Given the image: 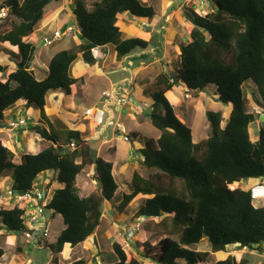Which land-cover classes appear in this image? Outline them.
Segmentation results:
<instances>
[{
  "label": "trees",
  "instance_id": "obj_1",
  "mask_svg": "<svg viewBox=\"0 0 264 264\" xmlns=\"http://www.w3.org/2000/svg\"><path fill=\"white\" fill-rule=\"evenodd\" d=\"M51 1L0 3V9H6L9 15L0 24V43L17 48L13 54L16 69L4 82L0 80V119L6 109L20 100L42 115L48 94L59 92L69 96L78 81L70 70L79 55L84 63L93 66L96 58L92 51L98 47L113 46L118 60L149 48L150 43L141 38H123L117 22L123 13L137 21L151 20L156 14L151 5L142 0H100L88 10L83 0H75L72 16L81 43L56 53L49 61L46 77L38 80L30 69L34 45L26 38ZM213 3L214 7L203 14L190 7L183 10L190 41L179 45L174 74L162 72L154 78L149 94L151 109L144 114L160 132L156 140L146 138L139 149L143 158L140 165L150 175L143 178L134 172L127 183L129 193L122 194L118 201L117 211L123 212L138 194L146 195L134 215L170 219L172 227L165 237L155 244L136 243L137 255L154 264H178V261L247 264L245 259L237 261L230 255L211 261L210 252L191 247L206 241L214 253L227 252L226 248L232 245L240 250H256L264 244V210L253 207L248 189L234 184L264 177V125L258 129V139L252 142L249 126L260 114L248 110L249 106H255L264 113V0H213ZM5 70L0 64V73ZM176 84L200 92L214 86L216 101L231 107L223 127L221 111H206L210 135L204 142L202 156H198L201 145L192 141L190 128L176 116L166 97ZM246 88L252 89L251 102L246 98ZM35 130L52 145L36 154L24 153L19 163H15L13 153L0 141V180L9 173L10 190L23 194L32 191L39 176L53 173L50 183L62 187L54 190L45 210L60 215L64 228L45 249L58 256L66 245L73 248L93 237L103 204L117 199L118 184L112 174V163L95 157L80 132H66L64 143L74 141L75 148L64 145L69 147L65 149L53 132L44 128ZM87 166L93 167L98 190L81 197L75 180ZM155 171L159 174L152 180ZM163 177L171 183L180 182L181 187L165 186ZM23 212V205L0 208L1 225L10 232L22 233ZM173 235H179L178 240L172 239ZM111 248L112 264H140L118 243L113 242ZM3 254L0 248V260Z\"/></svg>",
  "mask_w": 264,
  "mask_h": 264
},
{
  "label": "rangeland",
  "instance_id": "obj_2",
  "mask_svg": "<svg viewBox=\"0 0 264 264\" xmlns=\"http://www.w3.org/2000/svg\"><path fill=\"white\" fill-rule=\"evenodd\" d=\"M3 1L4 0H2V2ZM94 1L95 0H86L90 7L93 5L92 3H94ZM151 1H153V7L156 10L157 17L155 19L157 22V28L159 27V24L163 23L164 20H167L165 15L169 14L172 10L179 8L178 13L176 14V19H178L181 14L183 20L185 21L183 17V10L185 7L191 6L190 8L192 10L196 9L194 12L201 14L208 12L209 9L214 7L213 0ZM71 4V0H53L45 9L47 13H50L55 9H65L64 7L66 6L70 8ZM66 12H68V10H66ZM65 13H62L60 16L62 19L60 20V23L58 22L59 24L56 25L55 21L53 26L48 27L43 34L39 35L38 32H35L34 36L31 35L29 39H27V42L34 44V58L31 61V67L33 68L38 80L44 77L42 75H46L47 71L45 69L48 68V59L50 57L54 56L59 51L67 50L77 40V43L79 42L80 38L72 13L69 11L71 14L64 17ZM130 20L133 21L136 26L141 25L140 21L132 18H130ZM68 26L73 28V31L70 32V34L63 35L49 46H43L41 44L43 38H50L54 30H59L63 33ZM179 28L184 29V31L179 34L177 41L185 43V34L188 30L185 29L184 25H180ZM161 39L163 40V36H161ZM152 40L153 39L151 38L152 46L149 50L155 45ZM108 48L112 49L114 52L113 46L109 45ZM156 51L158 52L157 49L151 50L146 57H153ZM161 54L163 58L157 59V57H153L139 68L140 72L137 76L138 78L136 79V82L139 83L140 80H143L142 83L144 84V88L149 92L150 90H153V80L158 74L162 72L174 74V71L178 66L179 53H177L176 49H166L165 52L162 50ZM137 58L138 57L135 56L131 60H135ZM123 60L124 59H121L120 62L118 61L115 63L118 67L117 69H113L111 66H108L107 69L104 70V74H99L97 66H88L87 68L79 69L74 66L73 69H76L75 72L73 69L70 70V72L72 76L75 74L76 78H79V82L73 85L71 94L69 96H66L63 93L59 94V92L53 94L54 97L57 98V102L59 100L61 102L60 111L67 113L68 116H77L75 125L84 127L86 132H83V135L86 140H88L93 155L96 153L99 141L101 139L107 140L106 144H104L100 149V155L102 154L101 158L103 160L104 157H106L108 159L105 161L112 162V165L114 164L112 172L115 176L117 184L119 185V188L116 191L117 199L103 204V214L100 224L95 231L94 237L87 239L83 244L74 249H71L69 245H66L64 247L65 252L63 251L58 256L52 255L48 249L31 248L26 242L23 233L10 232L0 224V247L4 251L0 260L1 264H69L74 261H80L81 264H112L114 261V255L111 248L113 242L118 243L123 250L131 253L133 257L139 260L140 264H154L147 259L140 258L137 255L135 251L136 243L148 241L150 244H155L157 241L165 237L167 234L166 232L172 227L170 219H164L163 217L137 218L134 214L138 210V205L143 202V199H140L141 196L134 198L123 212L117 211L118 201L121 199L122 194L129 192L126 186L131 180L133 173L136 172L143 178H148L150 175V172H148L146 168L139 165V160L142 157L139 153V149L142 147L144 140L146 138L156 140L159 137V131L154 128L151 125L150 120H147L144 116L145 113L150 111V99L145 96L142 97L141 95L140 97H137L138 101L137 103L135 102V104L130 99V97L133 96V83L130 81L131 74L127 70L123 71V69L119 68L124 66ZM168 60H170L171 63H169ZM80 62L83 61L80 60ZM129 66L130 65L127 63L126 67H132ZM169 66H171V68L173 67L174 70L169 69ZM0 78L4 80V75H0ZM123 86L126 87V90L128 91L127 95L129 96L126 97L125 95L124 100L128 101L129 104L125 103V105L121 107V110H117L115 99L111 97L105 101V97L102 93L108 92L111 96H113L115 88ZM247 92H249V88H246V94H249ZM166 97L171 103L176 116L188 128H190L192 141L201 145L198 151V156H202L205 151L204 142L210 135L209 124L205 116L206 111H222L223 117L221 126L223 127L228 119L229 108H226V106H223L220 102L216 101L217 96L214 86L206 87L200 92L187 90L183 85L176 84L172 90L166 94ZM46 99L49 112L48 114L43 113L42 115L40 113V115L43 118L48 117L49 120L54 103L50 101L49 95L46 96ZM22 101H20L19 104H16L13 107V110H16V112L19 111L20 107H22ZM129 106L132 107V109H127ZM25 108L27 109V113H21L15 118L7 114H2L1 120L3 122V131L1 135L3 137L7 138L9 134L13 136L18 135L19 132H22L23 130V127L10 130L8 124L11 120H16L21 116L20 118H23L31 125V123H33V121L37 118L33 115L32 107L25 106ZM87 109L92 111L90 118H85V111ZM248 110L255 113L250 106ZM142 111L145 112L142 113ZM141 113L143 116L142 119L144 120L142 121L140 127L138 126V123V125L135 126L137 116ZM261 117L262 116H258L255 119V121H257H254L255 124L253 123V126L250 124L249 132H258V125H264V117L259 119ZM63 122L68 126V121V123L65 121ZM117 123H121L124 126L129 136V141H124L122 138L123 134L115 129V125ZM254 125L257 127L254 128ZM45 127L47 129H51V131L58 137L61 145H67L64 143L67 128L62 129L55 124ZM256 128L258 129L256 130ZM67 148L69 147H65V149ZM78 162L79 160L77 158L76 163ZM157 174L159 173L156 172L152 175V180H154ZM47 176L51 177V174H42L39 176L38 180L35 181V184L38 187L42 186L44 189L48 188V185L53 177L50 182L48 181L43 184L42 182H39V180L44 179L47 181ZM93 176L92 170L87 166V168L85 167V169L82 170V172L76 177L75 183L81 197H86L98 190V185ZM162 181L165 186L173 185L177 188L181 187V183L178 181H173V183H171L170 180L165 177L162 178ZM254 181L256 182V179H248L246 182L240 184V187L248 189L250 185L255 183ZM9 189L10 186H8V184H4L3 192L0 190V208L11 209L17 203L13 199H7V191ZM54 190L55 187L52 186L49 190L51 196L53 195ZM256 204L259 203L256 202ZM47 215L50 217L51 221L49 242L54 243L57 236L64 228V224L61 216L58 214L52 215V213L47 212ZM171 238L178 240L179 235H173ZM95 239L97 242H95ZM15 245H18L19 248ZM208 247L209 245L205 241L192 246L191 249L211 252ZM68 250L69 252L67 253ZM226 251L231 253L230 256H234L237 261L243 258L247 261V264H264V244L260 245L256 250H240L236 245H232L227 247ZM223 254L224 253H218L219 257L217 258L214 255V257H211V261H217L218 259L221 260V258H224L225 256ZM54 257H56V260H54ZM178 264L185 263L178 261ZM201 264H210V262Z\"/></svg>",
  "mask_w": 264,
  "mask_h": 264
},
{
  "label": "crops",
  "instance_id": "obj_3",
  "mask_svg": "<svg viewBox=\"0 0 264 264\" xmlns=\"http://www.w3.org/2000/svg\"><path fill=\"white\" fill-rule=\"evenodd\" d=\"M18 1H22V0H18ZM56 1H58V0H56ZM74 1L75 0H71V3L72 4H71V7L70 8H68V6H66V7H64L65 9H55V10H53L50 13H47L46 12V9H45L47 7V5H46L45 8L43 9V13H42L41 18L35 23V25L33 27V32L31 33V35L34 36L35 35V32L36 33L38 32L39 35L43 34L45 32V30L48 29V27L53 26V24H54L55 21H56V25L59 24L60 23V20L62 19L60 17L62 15V13L64 14L66 12V10H68V12L65 13L64 17L65 16H68L69 14L72 13V8H73ZM83 1L85 2L87 9L90 10L92 8V5L90 7L87 4L86 0H83ZM98 1H100V0H95L94 3L95 2H98ZM142 1L144 3H146L147 5H151L153 7V1H151V0H142ZM1 2H2V0H0V3ZM94 3H92V4H94ZM154 10H155V8H154ZM194 10L196 11V9H194ZM209 10H211V9H209ZM69 11L71 13H69ZM178 11H179V8L178 9H175V10H172V11L169 12V14L165 15V18L167 20H164L163 23L159 24V27L158 28L156 27L157 26V22H156V19H155L157 17L156 14H155V16L151 20H142V21H140L141 25H137V26H136V24L133 21L130 20L129 15L126 14V13H123L120 16V18H119V20L117 22V26L119 27L120 31L122 32V37L123 38H130V37H138V38H141V39H143L145 41H148L150 43L149 48L152 46V43H151V38H152L153 39L152 41H154V44H155L154 47L152 49H150V50L148 48L146 51L134 52L133 54H131L128 57L124 58V60H123L124 66L123 67H119L120 69H123V71L127 70L131 74L130 81H131V83H133V87H132V90H133L132 94H133V96H131L130 99H131V101L134 102V104H135V102L137 103V101H138L137 100V97H140L141 95H142V97L145 96L146 98L150 99V101H151L150 106L152 104V99L150 98V95H149L150 92H151V90L149 92V91H147L144 88V84L142 83L143 80H140L139 81L140 84L138 82H136V79L138 78L137 76H138V74L140 72L139 68L142 67L143 64L147 63L153 57H157V59L163 58L162 57V54H161L162 50H164V52H165L166 49H170V50L176 49L177 50V53L180 54L179 45L180 44H187L190 41V39L188 37L189 32H187L185 34V39H186L185 40V43H181V42H178L177 41L179 34H181L184 31V29L179 28L180 25H184L185 26V29H187V23H186V21L183 20L181 14H180L181 19H180V16H179L178 19H176V14L178 13ZM155 13H156V10H155ZM1 22L3 23L4 21L0 20V24H2ZM163 25L165 26V29L164 30L161 29V26H163ZM8 26L9 25L6 24L5 25V28H8ZM162 32H164V33H162ZM31 35H29L26 38V41H27V39H29V37ZM161 36H163V40L161 39ZM77 41L74 42V44L71 45L68 49H72V48H74L72 46H78L81 43V40L80 39H79V42L78 43H77ZM154 49H157L159 53L156 51L155 52V55L153 57L150 56V57L147 58L146 55L148 53H150L151 50H154ZM16 52H17V48L15 46H11L7 42L0 43V64L6 67L5 72L4 73H0L1 76L4 75V80L0 78V80L2 82H4L6 80V78H7V76L16 69V60H15V57L13 55ZM92 52H93V55L96 58V63L93 66H95V67L97 66L98 67L97 69L99 71V74H102V73L104 74V70H106L108 66H111L113 69H117L118 68L117 65H115V63H117L118 61L120 62V60H118L116 58L115 52H113L112 49L108 48V46L98 47V48L94 49ZM135 56H137L138 58L135 59V60H131ZM52 57H50L48 59V62L50 61V59ZM33 58H34V56H33ZM79 58H80V55H79L78 59L72 64L71 70L73 69L74 66L77 69H79V68H87L89 66L88 64H86L84 62H80L81 59L79 60ZM168 62L171 63L170 60H168ZM178 62H179V60H178ZM127 63L130 65L129 67H131V66L132 67L131 68L126 67V64ZM75 68L73 69L74 72L76 70ZM30 69L32 70L34 76L36 77V74L34 73L33 68L30 67ZM169 69H173L174 70V68L173 67L171 68V66H169ZM45 70L48 71V68H46ZM46 75H47V73H46ZM46 75H42V76H44V77H42V79H44L46 77ZM73 77L76 78V75L74 74ZM77 79H79V78H77ZM39 80H41V79H39ZM78 82H79V80L76 83H78ZM121 88L122 89H126L125 86L120 87V88L117 87V88H115V92H114L113 96H111L116 101V104H117L116 105V109L117 110H121V107L124 106L125 103L129 104L128 101H125L124 100L125 95H126V97H129L127 95L128 94V91L126 90L125 93H122L121 90H120ZM247 93H249V94H246V98L249 100V102H251L252 89L249 88V92H247ZM53 94H56V93H50V94H48L49 95V98H50V101L54 103V106L52 108V114H51V117L49 118V120H48V117L47 118L46 117H44V118L41 117L40 112L38 110H36V109H33V115H35V117H37V118L33 121V123H31V125L28 122L25 121V125L21 126V127H23V130H22V132H19L18 135L13 136V135L9 134V136L7 138L3 137L1 135L2 134V131H3V127H2V123L3 122L0 119V141L13 153V161L15 163H19L20 156L22 154H24V153L36 154V153L40 152L41 150H43V149L49 147L50 145H52V142L47 141L46 139H43L36 132L35 128H44L48 132H52L51 129H47L45 126H52V125L55 124V125L59 126L62 129L67 128L66 129L67 131H69V130L70 131H78V132H80L81 137H83L85 139V141L87 142V144L89 145L88 140H86L85 136L83 135V132H86L84 130V127H82V126H76L75 125V121H76V117L77 116H75V115L68 116L67 113H64L63 111H60L59 109H60V106H61V102H60V100L57 102V100H56L57 98L54 97ZM59 94H62V93H59ZM20 101H22V100H20ZM20 101L16 102L12 107L6 109L3 112V114H7V115H9L11 117L13 116V118L18 117L21 113L26 114L27 113V109L25 108V106H26L25 105V101H22V107H20V110L19 111L16 112V110H13V107L16 104H19ZM105 101H106V99H105ZM249 105H251V103ZM251 107L253 108V106H251ZM128 108H129V110L132 109V107H130V106L127 107V109ZM226 108H229V113H230L231 107L230 106H226ZM18 112H20V113H18ZM48 112H49V109L47 107V99H45L44 113H47L48 114ZM144 112L145 111H142V113H144ZM142 113L139 114V116H137V122L135 121V126L139 124L138 126L140 127V125L142 124V121L144 120V119H142V117H143L142 116ZM260 116H262V117L259 118V119H262L264 117V113L261 112L260 113ZM146 119L149 120L148 117H146ZM63 121H65V122L68 121L69 122L68 126L65 125V123ZM261 122H262V120H261ZM253 123H252V126H253ZM258 126L260 127L262 125L259 124ZM255 127H257V126L254 125V128ZM17 129H19V128H17ZM257 129L258 128H256V130ZM93 130H95V129H93ZM249 130H250V126H249ZM159 135H160V132H159ZM249 138H250V140L252 142L256 141L258 139V132H256V131L255 132H249ZM106 141L107 140H104V139H101L99 141V143L97 145L96 153L94 155L95 157H101L102 156V154L100 155V151H101L100 149H101V147L104 144H106ZM66 146H69V144L66 145ZM107 159L108 158L104 157V160H107ZM142 159L143 158L141 157L140 160H139V165H140V162H141ZM78 160L80 162V158H78ZM112 166H114V164ZM88 167L93 172V167L92 166H88ZM112 170H113V168H112ZM45 174H51V177H49L50 175L47 176V181H45V179L44 180H39L40 182H42V184L43 183H47L48 181L50 182V180L52 178V175H53L52 172H47ZM112 174H113V172H112ZM113 176H114V174H113ZM114 178H115V176H114ZM247 180L248 179L242 180L240 182H235L234 184H236V187L245 188V187H240V184H242L243 182H246ZM252 180H254V179H252ZM257 180L258 179H256V182H257ZM10 181H11L10 174L9 173H5V175L0 180V190H2V192H3L4 184H8V186H10ZM52 186L55 187V189L62 187L60 184L53 182V183H50V185L48 186L49 190L52 188ZM118 188H119V185H118ZM126 188L128 189L127 186H126ZM10 191H11L10 189L7 191V199L9 198V192ZM128 191H129V189H128ZM137 196H141L140 199L147 198L146 195H142V194H138ZM1 203H3V202H1ZM139 205H138V207H139ZM1 223L2 222L0 220V224ZM94 235H95V233H94ZM94 235H93V237H94ZM95 242H97L96 239H95ZM83 243H81V244H83ZM81 244H79V245H81ZM79 245H77V246H79ZM15 246H17V248H19L18 245H15ZM77 246H75L73 248H71L70 246L69 247L71 249H74ZM22 248H23V246H22ZM208 249H210V247H208ZM68 252H69V250L67 251V253ZM218 253H224L223 255H225L224 258H221V260H224L225 258H227L231 254L229 252H224V251H218V252H214V253L213 252H210L211 257H214V255H215L216 258L219 257L218 256ZM232 254H234V253H232ZM98 262H99V260H98Z\"/></svg>",
  "mask_w": 264,
  "mask_h": 264
},
{
  "label": "built area",
  "instance_id": "obj_4",
  "mask_svg": "<svg viewBox=\"0 0 264 264\" xmlns=\"http://www.w3.org/2000/svg\"><path fill=\"white\" fill-rule=\"evenodd\" d=\"M8 16L9 15L6 9H0V20H4ZM12 18L15 17L12 16ZM161 29H164V26H161ZM72 31L73 28L70 26H68L63 33H61L59 30H55L52 32L50 38H43L42 45L49 46L63 35H68ZM120 90L122 93L126 92V89L121 88ZM103 96L107 101V99L111 97V94L108 92H103ZM253 110L256 114H260V111L256 107H253ZM91 115L92 111L90 109H87L85 111V117L90 118ZM23 125H25V120L23 118H17L16 120H11L8 124V127L10 130H12L17 129ZM115 129L123 134L122 138L124 141H129L127 131L121 123H117L115 125ZM69 147L71 149L75 148L74 141L69 144ZM248 190L253 207H260L264 210V177L259 178L257 182L250 185ZM51 198L52 196L49 193V188L44 189L42 188V186L38 187L35 183L33 185L32 191L30 192H26L23 194H14L12 191L9 192L8 199L15 200L17 202H15L16 205L24 206V212L21 216V219L25 229L22 233L24 235V238L26 239V242L31 248L45 249L48 244H51L49 242L51 221L50 217H48L47 215V212H51L45 210ZM256 202H258L259 204H256Z\"/></svg>",
  "mask_w": 264,
  "mask_h": 264
},
{
  "label": "clouds",
  "instance_id": "obj_5",
  "mask_svg": "<svg viewBox=\"0 0 264 264\" xmlns=\"http://www.w3.org/2000/svg\"><path fill=\"white\" fill-rule=\"evenodd\" d=\"M252 110H253V108H252ZM247 189V188H246Z\"/></svg>",
  "mask_w": 264,
  "mask_h": 264
}]
</instances>
